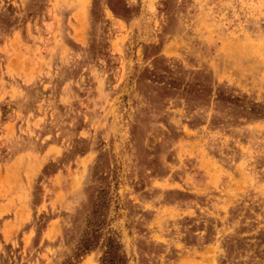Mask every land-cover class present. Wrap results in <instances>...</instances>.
I'll use <instances>...</instances> for the list:
<instances>
[{
	"label": "rangeland",
	"instance_id": "374dc122",
	"mask_svg": "<svg viewBox=\"0 0 264 264\" xmlns=\"http://www.w3.org/2000/svg\"><path fill=\"white\" fill-rule=\"evenodd\" d=\"M0 264H264V0H0Z\"/></svg>",
	"mask_w": 264,
	"mask_h": 264
}]
</instances>
